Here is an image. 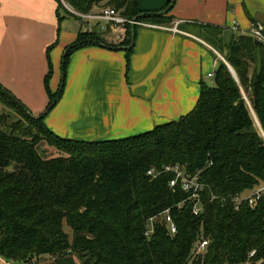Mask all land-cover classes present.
Segmentation results:
<instances>
[{"label": "trees", "instance_id": "obj_1", "mask_svg": "<svg viewBox=\"0 0 264 264\" xmlns=\"http://www.w3.org/2000/svg\"><path fill=\"white\" fill-rule=\"evenodd\" d=\"M55 1L58 19L62 10L74 16ZM63 1L81 13L103 3L127 20L153 25L172 22L175 2L155 13L172 0L155 11L141 10L138 0ZM136 26L125 23L117 44L79 31L62 56V72L69 53L88 43L124 47L128 56ZM203 31L235 77L221 61L214 84L200 85L190 111L135 135L60 137L45 124V113L32 114L0 85V103L12 113H0V258L14 264H264V199L254 209L246 203L235 209L230 200L264 183V44L250 34L224 43L220 26ZM61 92L47 90L49 109ZM43 140L60 154L42 156ZM175 164L199 171L204 187L196 198L169 186L173 173L163 167ZM150 168L155 176L147 174ZM166 209L176 233L158 220L147 235V220ZM203 238L206 250L196 252Z\"/></svg>", "mask_w": 264, "mask_h": 264}, {"label": "crops", "instance_id": "obj_2", "mask_svg": "<svg viewBox=\"0 0 264 264\" xmlns=\"http://www.w3.org/2000/svg\"><path fill=\"white\" fill-rule=\"evenodd\" d=\"M167 2L138 0V6L155 11ZM57 9L55 0H0V85L20 90L34 115L48 104L46 83L62 89L44 122L77 139H119L177 120L193 108L200 85H208L218 64L230 66L205 38L204 27H222L224 43L232 35L249 34L253 24L264 30V0H175L170 24L136 26L128 56L122 48L82 45L69 53L60 79L63 53L79 31H87L82 23L94 20L68 15L80 21L76 30L64 14L58 19ZM93 23V28L102 24ZM103 33L110 35L103 37L106 43L125 37L124 28L107 24ZM72 122L79 125L67 129Z\"/></svg>", "mask_w": 264, "mask_h": 264}, {"label": "built area", "instance_id": "obj_3", "mask_svg": "<svg viewBox=\"0 0 264 264\" xmlns=\"http://www.w3.org/2000/svg\"><path fill=\"white\" fill-rule=\"evenodd\" d=\"M62 3H64L63 0H61ZM65 6V4H64ZM78 18H80L83 21H89L94 20L99 23H102L98 26V28L101 31L106 30V24L109 26H121L124 27L125 23H132V20H127L124 17H122L118 11H116L112 7H104L100 8L97 11H89L86 13L77 12L74 10H71ZM137 25L147 26V27H156V25L153 24H147V23H140L135 22ZM233 29H236V26L232 27ZM173 31H178L176 28V24L174 27H172ZM249 34L252 35L257 41L264 44V30L262 25L260 24H253L252 27L249 30ZM209 76L213 75L212 73L208 74ZM164 171H171L173 173V177L169 180V186L175 187L176 185H179L181 189L185 192H190L191 197H197L198 193L203 189L204 184L199 179V171H194L192 173L185 170L184 167L175 164L173 166H164ZM147 174L150 176H155L156 170L154 168H150L147 171ZM264 199V183L258 185L253 190H250L248 192H244L241 194L234 195L230 200L234 204V208L237 209L241 203H246V205L254 209L260 201ZM178 206H181L178 204ZM201 211V207L195 202L192 208V212L194 215H198ZM158 220H162L168 230V233L170 235H174L177 230L176 223L172 219L169 209H166L160 216H154L147 220L149 229L146 230V234L149 235L152 230L154 223ZM264 220V217H263ZM208 244V240L203 238L200 239L196 246V252H204L206 250ZM254 251L250 253V255H253ZM14 264V263H13Z\"/></svg>", "mask_w": 264, "mask_h": 264}, {"label": "rangeland", "instance_id": "obj_4", "mask_svg": "<svg viewBox=\"0 0 264 264\" xmlns=\"http://www.w3.org/2000/svg\"><path fill=\"white\" fill-rule=\"evenodd\" d=\"M60 2L62 3V1L60 0ZM63 6L65 4L66 7H68L69 9H72L66 2L62 3ZM105 6L107 5H104L103 3H101V6H95L94 10H98L100 8H104ZM98 7V8H96ZM165 7V6H164ZM73 10V9H72ZM61 14H64V16L67 17V20L69 21V24L71 26H74L76 28V30H78L79 26L81 25L80 21L73 17V16H68L64 10L61 11ZM94 22V21H93ZM93 22H90L88 25L82 23V27L83 29H86V30H92V31H95L97 32V35L99 36V38H101L102 40H105L103 37H109L110 35L109 34H104L103 31H101L97 25L95 28H93V25L95 23ZM117 26H112V28H116ZM120 28H123L121 26H119ZM237 33V32H235ZM226 38V37H225ZM123 50H125L124 48H122ZM64 54V53H63ZM52 61V65H54V69H56L57 67H55L56 65L58 66V63L57 62H54L53 63V60L51 59ZM59 66H60V70H59V73H60V79H64L63 77V73L62 72V69H61V66H62V58L60 60V63H59ZM53 67V66H52ZM208 82L207 83L208 85H213L214 84V79L213 78H207ZM61 84H62V81H61ZM8 91H10L17 99L20 100L21 103H23L27 109L32 113V111L30 110V108L28 107V105L25 103V101H23V99L18 95V94H21L20 90L18 89H7ZM47 90H50L51 92H56V89H44L46 95H47ZM48 97V95H47ZM48 104L45 105V107L43 108V110L38 113L37 115L39 114H44L45 113V117L49 114V113H52L53 109H54V106L52 108H48ZM48 110V111H47ZM47 111V112H46ZM2 112H5V113H8L10 115V110H8L2 103H0V113ZM12 114V113H11ZM79 124L75 123V122H72L70 123L69 125H67V129L69 128H72V127H75V126H78ZM56 128V127H55ZM66 129V128H65ZM52 130V128H51ZM54 133L57 134L58 136L60 137H63V138H67V139H74V140H84V139H87V140H92V139H89V138H86V137H81V139H77L79 137H75L74 135H66V133L63 134L62 130L61 129H53ZM59 130V131H57ZM83 138V139H82ZM91 138V137H90ZM38 152L42 155V156H45V157H50V156H56L58 154H60L54 147H52L51 145H49L47 142H45L44 140L39 142L38 144ZM0 264H13V262L10 260V261H5L4 259L0 258Z\"/></svg>", "mask_w": 264, "mask_h": 264}, {"label": "water", "instance_id": "obj_5", "mask_svg": "<svg viewBox=\"0 0 264 264\" xmlns=\"http://www.w3.org/2000/svg\"><path fill=\"white\" fill-rule=\"evenodd\" d=\"M173 2H174V0H172L171 1V3L166 7V8H164V9H162V10H160V11H157V12H155V13H165L171 6H172V4H173ZM142 14H144L143 12L141 13V15ZM135 18L134 19H132V25H134L135 24ZM133 44V40H132V43H131V45ZM130 45V46H131ZM118 48H120V47H118ZM122 48H124V47H122ZM228 68H229V70L231 71V73H232V75L235 77V73H234V71H233V69L230 67V66H228ZM48 111V110H47ZM46 111V112H47Z\"/></svg>", "mask_w": 264, "mask_h": 264}]
</instances>
